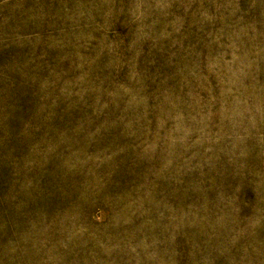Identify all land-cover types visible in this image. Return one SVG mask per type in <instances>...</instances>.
Segmentation results:
<instances>
[{
    "label": "rangeland",
    "instance_id": "374dc122",
    "mask_svg": "<svg viewBox=\"0 0 264 264\" xmlns=\"http://www.w3.org/2000/svg\"><path fill=\"white\" fill-rule=\"evenodd\" d=\"M0 264H264V0H0Z\"/></svg>",
    "mask_w": 264,
    "mask_h": 264
}]
</instances>
